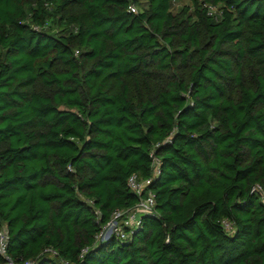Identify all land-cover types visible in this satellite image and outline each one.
<instances>
[{
  "label": "trees",
  "instance_id": "16d2710c",
  "mask_svg": "<svg viewBox=\"0 0 264 264\" xmlns=\"http://www.w3.org/2000/svg\"><path fill=\"white\" fill-rule=\"evenodd\" d=\"M175 1L0 0L14 263L264 264V0ZM133 174L155 213L98 240Z\"/></svg>",
  "mask_w": 264,
  "mask_h": 264
},
{
  "label": "built area",
  "instance_id": "2783aa9c",
  "mask_svg": "<svg viewBox=\"0 0 264 264\" xmlns=\"http://www.w3.org/2000/svg\"><path fill=\"white\" fill-rule=\"evenodd\" d=\"M131 12H136V7L133 4L129 5ZM214 9H210L213 12ZM76 53V52H75ZM152 156L151 167L152 175L158 174L159 160L157 157ZM151 178L140 179L136 175H131L127 179L128 187L138 196L136 204L128 209L115 210L110 220L102 226L101 231L97 235L98 240L107 239L114 235L119 239H128L130 235L140 225V215H153L154 211V194L151 190L147 189V185L150 184ZM253 191L261 193V198L264 200V191L259 185L252 187ZM226 230L231 229V225L228 221H223ZM105 230L107 231L105 234ZM107 235V237H106ZM105 237V238H103ZM0 255L3 256L4 261L0 264H17L14 263L6 254V234L4 230L0 231ZM20 264H34L33 261H25ZM63 264H72L64 261Z\"/></svg>",
  "mask_w": 264,
  "mask_h": 264
},
{
  "label": "rangeland",
  "instance_id": "374dc122",
  "mask_svg": "<svg viewBox=\"0 0 264 264\" xmlns=\"http://www.w3.org/2000/svg\"><path fill=\"white\" fill-rule=\"evenodd\" d=\"M190 4L189 0H176L173 5H172V10L173 11H178L183 5H188ZM107 231L105 230L104 234L106 233ZM107 237V235H106ZM105 238V237H103Z\"/></svg>",
  "mask_w": 264,
  "mask_h": 264
}]
</instances>
